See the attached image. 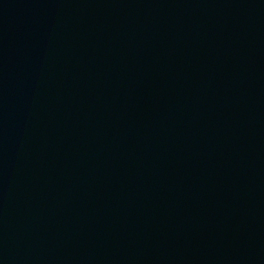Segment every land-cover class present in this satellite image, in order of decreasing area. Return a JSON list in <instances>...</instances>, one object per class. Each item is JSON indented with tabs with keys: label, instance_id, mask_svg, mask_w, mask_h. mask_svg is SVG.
Returning a JSON list of instances; mask_svg holds the SVG:
<instances>
[{
	"label": "water",
	"instance_id": "95a60500",
	"mask_svg": "<svg viewBox=\"0 0 264 264\" xmlns=\"http://www.w3.org/2000/svg\"><path fill=\"white\" fill-rule=\"evenodd\" d=\"M0 264H264V0H0Z\"/></svg>",
	"mask_w": 264,
	"mask_h": 264
}]
</instances>
